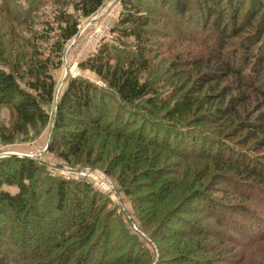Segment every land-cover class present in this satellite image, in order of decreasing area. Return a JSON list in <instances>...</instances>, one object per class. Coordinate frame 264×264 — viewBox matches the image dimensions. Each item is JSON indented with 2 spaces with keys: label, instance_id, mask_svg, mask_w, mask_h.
Masks as SVG:
<instances>
[{
  "label": "trees",
  "instance_id": "1",
  "mask_svg": "<svg viewBox=\"0 0 264 264\" xmlns=\"http://www.w3.org/2000/svg\"><path fill=\"white\" fill-rule=\"evenodd\" d=\"M194 1L191 7V0H172L169 4L167 0H145L143 8L139 3L125 0L126 12L121 19L123 36L133 37L137 42L140 41L139 44L145 45L148 36L147 28L151 23L159 21L158 19L161 21L165 19L164 7L167 10L170 7L177 14L178 17L175 20L179 24L185 19L184 21L189 25L187 19L190 16L195 19V13L203 12L205 26L211 24L212 37L211 50L207 52L206 44L201 48L206 54H211V64L209 60L205 64L199 53L195 56L200 58L197 59L199 63L194 70L192 68V72L195 70L201 72L204 68L211 71L208 74L211 76V84H216L215 88L211 86V90L217 92L214 95L217 102L214 116L220 117L216 125L222 130L227 129L223 136L230 137L232 142L227 139L229 142L227 143L221 139L220 130H215L217 135H214L215 131H211V134L205 132L209 130L204 127L209 120L204 117H201L203 120L193 118L194 123L191 126L195 125L194 127H189L185 123L187 118L184 119L183 115L190 113L198 104V101L195 103L190 101L189 97L184 100V107L182 103L176 101V105L167 111L166 115L171 116V122H168L171 129L165 130L167 135L165 139L160 138V143L153 135L152 130L157 129L153 125L149 128L151 131L148 134L144 132L145 123L138 127L139 132L136 136L133 131H127L131 126L128 124L139 120L131 118L130 114L127 115L128 106L134 105L135 101L151 91L147 83L140 82L135 71H138L136 67L142 62V67L144 66L148 52L144 50L146 45L142 46L138 59L131 58L127 61L121 57H112L109 49L104 47L86 61L79 63V66L93 71L107 83L113 93L109 95L103 91L99 92L87 81L78 78L69 79L55 105L50 139L47 143L49 152L58 154L66 162L82 159L80 157L84 153L90 158L93 152V140L99 138L102 133L119 140L134 139L138 146L141 144L147 150L148 148L167 150L182 160L210 159L211 171L215 173L217 179H221L223 183L232 184L234 188H254L253 185L264 187V153H262L264 151L261 150L264 149V115L252 116L256 119V122L252 123L243 122L242 119L243 109L248 110L249 104L252 106L254 102L253 99L255 103L264 106V92L260 93L259 90L249 86L251 77L256 82L264 80V15L256 25L254 24L258 16L256 12L261 10V7L264 8V0ZM103 2L104 0H78L74 4L75 9L79 10L82 16H90ZM153 8L157 9V13L153 12ZM227 20L230 22L231 29L226 25ZM59 30L60 34L54 45L56 50L61 52L64 44L77 34V22L68 15L61 14ZM234 44L238 47L232 49ZM229 49L232 50L229 51ZM213 50L216 51L215 58H213L215 53ZM226 50L231 52L230 60L223 58ZM181 51L184 49L182 48ZM113 60L118 61L119 64L111 65ZM180 62H183L181 66L186 63L184 60ZM38 68L37 72L43 79L37 78L36 81L27 85L29 89L38 93L36 95L23 90L18 85L13 72L0 69V104H7L12 108L15 117L12 131L16 133L26 127L47 123L48 115L44 112L42 104L53 101L55 85L50 74H47V65L41 63L38 64ZM34 72L35 70L29 71L28 74L31 75ZM205 76L207 75L204 73V78ZM224 80L231 81L227 83L229 84L228 92L225 87H220V83ZM112 102L117 105L114 117L119 126H123L116 127L113 132L109 130L112 124V119H109L113 112L110 105ZM149 103L154 105V100H150ZM239 124L249 133L248 139L253 140L251 145L243 143L245 136L237 139L238 132L241 130L236 127ZM183 137L184 143L188 145L179 147ZM261 140H263L262 143H260ZM197 142L200 149L195 151L193 149ZM187 146L191 148L190 151ZM152 154L151 160L155 157V153ZM122 159L123 157L120 160ZM215 160L218 162H214ZM153 163L154 161L150 163L147 175H141V178L147 179V182L133 185L136 188L133 189L136 202L134 210L140 221L138 230L144 234L145 239L148 237L150 240L141 243L139 240L142 238L135 234L128 235L125 230L121 232L122 237H113L114 232L109 228V223L100 229L99 235L97 234L99 214L103 207L97 206L94 195H89L93 189L91 184L85 181L71 183L63 178L49 182L45 178V168L38 160L17 156L1 157L0 264H212L217 260L223 261V257L220 256L224 251L223 245H219V250H211V235L208 234L210 239L203 240L205 234L211 233V227H196L197 224L198 226L209 224L205 223L207 218L201 211H197V208L189 206L192 200L201 197L203 201L209 203L207 206L211 208L209 194L199 191L193 197L190 193L191 189L186 190V185H189L188 179L196 172L195 167L192 165V169L187 168L188 173H184L183 180H179L177 174L171 175L172 179H165L163 177L167 172L165 167L163 170L155 169ZM124 167L127 168V165ZM104 171L108 175L111 174L110 176L113 174L112 170ZM134 176L136 175H133L131 181L135 182L138 177ZM13 187L16 188L15 192L5 189ZM157 187L158 189L154 191ZM147 189L151 190L148 198L147 195L143 197L140 194ZM53 197H56L54 205L49 204ZM171 198L176 201L174 202ZM171 202L174 205L177 204L176 212H182V208H188L187 215L196 216L192 217L196 224L171 214L172 211L168 210ZM213 202L215 203L214 199ZM224 206L226 208L222 206L221 209L228 210L229 214L238 210L244 215L245 219L238 221L236 216L231 214V221L229 224L226 223L227 228L236 234L247 231L248 226L251 227L252 222L259 218L255 212L257 209ZM46 207L48 208L45 209ZM165 207L168 209L165 210ZM250 210L253 211L250 213ZM199 213L201 215H198ZM65 215L68 217L66 218ZM172 218H175L177 224L182 225L184 229L168 227L166 222ZM228 218L230 220V216ZM147 230L152 231L149 233ZM214 234L222 237L218 232ZM262 235L264 231L255 241ZM94 237L96 240L91 243ZM214 240L222 244L219 238ZM226 240L239 243V240L232 236ZM151 244L155 246V252L151 250ZM211 253H214L213 257ZM196 254L206 256L202 258Z\"/></svg>",
  "mask_w": 264,
  "mask_h": 264
},
{
  "label": "rangeland",
  "instance_id": "2",
  "mask_svg": "<svg viewBox=\"0 0 264 264\" xmlns=\"http://www.w3.org/2000/svg\"><path fill=\"white\" fill-rule=\"evenodd\" d=\"M75 1L78 0H0V69L13 72L18 85L23 88V90L36 95L38 93L29 89L27 85L36 81L37 78L43 79L42 75L37 72L38 64L43 63L47 65V74H50L55 85L53 101L42 104L44 112L48 115V120L45 125L26 127L24 130L16 133L12 131L15 122L12 108L7 104H0V154L13 152L20 154V156L17 157H29L38 160V162L44 166L45 178L48 179L49 182L56 181L58 178H63L65 181H70L71 183H81L85 181L91 184L93 189L90 191L89 195H94L97 206L100 208L103 207L99 214L97 234L100 233V229L105 224L109 223V228L114 232L113 237H122L121 232L125 230L128 235L135 234L142 238L143 240H139L141 243L142 241L150 240L148 237L145 239L144 234L138 230L140 221L137 219L134 210L136 207L135 195L133 194V189H136L135 186H133L134 183L147 182V179L141 178V175H147L146 173L149 171V165L152 161H154L153 166H155V169L163 170L165 167L167 170L163 175L165 179H172L171 175L177 174L179 180H183L185 179L184 173H188L187 168L190 167V169H192L193 165L196 172L193 177L188 179L189 185H186V190L188 191L191 189L190 193L193 197L197 195L199 191L211 196V208L207 206L209 203L203 201L201 197L189 203V206H193L197 208V211H201L202 215L207 218L205 223H209L204 224V226H198L199 224H197L196 227H211V233L205 234L201 232L205 234L203 240L210 239L208 234L211 235V250H219V245H223L224 247V251L220 254L224 260H217L212 264H264V235L255 241L257 236H260L264 231V187L260 188L259 186L253 185L254 188H234L232 184L223 183L221 179H217L215 173L211 171L210 159L182 160L180 157L171 154L167 150H159V148H148L149 150H147L143 148L141 144L138 146L134 139L123 140V138H121L119 140L115 139L114 136H105L102 133L99 138L93 140V152L90 158L88 154L84 153L83 156L80 157L82 159H72V161L66 162L58 154L51 153L47 150V143L49 142L52 128L51 123L55 113V105L69 79L78 78L82 81H87L91 86H94L97 91L99 90V92L103 91L109 95L112 92V89L107 86L105 81L100 79L93 71L80 67L79 63L86 61L104 47L109 49V53L111 52L112 57H121L124 58L123 60H130L132 58L135 60L138 59L139 51L142 49L141 47L145 45L144 50L148 52L145 56V64L143 66L145 68L140 69L143 68L142 62V64L136 67L138 71H135L138 74L140 82L147 83L151 91L143 98L135 101L134 105L128 106L129 112L127 115L130 114L131 118L133 117V119L139 120H137L136 123L128 124L131 126L127 131H133L135 134L134 136H136L139 132L138 127H140L142 123H145V134L151 131L149 128L153 125L157 127V129L152 130V132L154 131L153 135L157 137L158 142L161 141V137L165 139L167 135V131L165 132V130L171 129L168 124V122H171V116L169 117L166 115L167 111L172 108V106L176 105V101L177 103H182L184 107V100L189 97L190 101H194V103L198 101V104L190 113L183 115L184 119L187 118L185 123L189 125V127H194L195 125L191 126L192 123H194V119L203 120L201 117H204L209 120L206 125L202 124L206 129H209L205 132L211 134V131L220 130L222 132L219 134L220 138L227 143L232 142L230 137L227 138L223 136L227 129L222 130L220 129L221 127H217L216 125L220 117L218 116L216 118L214 116L215 106L217 104L214 95H216L217 92L211 90V86L212 88L216 87L215 83L211 84V76L208 75L211 71L204 68V71L199 72L195 70L192 72V68L194 70V67L199 63L197 62L199 57H195L199 53L205 64H207V60H209L211 64V54H206L205 50L201 48L206 44L207 52L211 50L210 40L212 37L211 24L205 26V21L203 22V12L202 14L195 13V19H192L190 16V18L187 19L190 23L189 25L184 21L185 19L179 24L178 21L175 20V18L178 17L177 14L170 7L168 10L164 7L163 15L166 20L164 19V21H161L158 19L159 21L157 22H153L154 20H152L153 24L151 23L147 28L148 36L146 37V44L143 45L139 44L140 41L137 42L133 37L126 38L123 36L121 19L126 12L124 7L125 0H104L97 11L90 16H82L81 12L75 9ZM131 1L139 3L144 8L143 2L145 0ZM167 1L169 4L172 0ZM191 1L192 7V3L195 1ZM153 9V12L157 13V9ZM245 13H243V15ZM256 13L258 16L254 20L255 25L261 16L264 15V8L261 7V10ZM61 14L68 15L72 20L77 22L78 32L72 39L64 44L62 51L58 52L54 43L57 41L60 34L59 16ZM190 19H192L191 22ZM226 25L231 29L228 20ZM112 47H114V49ZM236 47L238 46L235 45L232 49ZM182 48L184 51H181ZM232 49H229V51ZM213 51L215 52L213 58H215L216 51ZM229 53L231 52L226 50L223 58H229L230 60L232 56ZM178 54L179 56H177ZM181 60L186 62L183 65L184 67L181 66V63H183L180 62ZM117 62L118 61L113 60L111 61V65H118L119 63ZM32 70H35V72L29 75V71L31 72ZM247 72L248 71H246V73ZM204 73L207 75L205 78ZM21 76L22 78H19ZM251 79V83H248L249 86H251L250 88L257 89L260 93L264 92V80L256 82L253 77H251ZM228 82L231 81L224 80L220 83V87H225L227 92L229 91L227 87V85L229 86V84H227ZM201 86L202 89H200ZM199 90L201 92H199ZM150 100H154V105L149 103ZM253 101L252 106L249 104L248 110L243 109V122H256V119L252 116L256 114L264 115L263 104L255 103V99H253ZM110 105L113 112L110 114L109 118L110 120L112 119L109 130L113 132L116 127L122 128L123 126H119L114 117L117 105L115 102H112ZM180 108H178L179 111ZM223 124L226 123L223 122ZM236 127L239 130L241 129L238 132L237 139L245 136L246 138L243 143L251 145L253 140L248 139L249 133L243 130L240 124ZM216 131L213 132L214 135H217ZM194 137L197 138L196 136ZM184 141V137L181 138L180 144L178 142L179 147H183L185 144L188 145V143H184ZM262 141L263 140H261L260 143H262ZM137 146L138 148H136ZM151 149H153V151H151ZM187 149L188 151L191 150L188 146ZM199 149L200 146L197 142L193 150L198 151ZM261 150L264 151V149ZM152 153H155V157L151 160ZM21 154H26L28 156H21ZM7 156L10 157L13 155ZM7 156L4 155L3 157ZM121 157H123L122 160H120ZM214 162L218 161L215 160ZM124 165H127V168H125ZM67 167L72 169L94 170L89 172L86 177H82L81 174L76 175V173L68 175L66 170ZM129 168H131V170H129ZM106 169L113 171L112 176H110L111 174L108 175L105 173L104 170ZM95 170L102 171L108 176L114 188L112 192H107L103 183L101 181L98 182L99 178L97 174H95V172H97ZM169 173L171 174L167 175ZM134 174L136 175L134 177H138L135 182L131 181ZM5 189L11 192L16 191L14 187ZM157 189L158 187L154 191ZM150 192L151 190L147 189L146 191L140 192V194L143 197L147 195L148 198V193ZM173 200L174 202L176 201L175 199ZM55 203L56 197H53L49 204L54 205ZM173 205L174 203L171 202V204L168 205L169 209L165 207V210L168 209L172 211L171 214H176V217L179 216L184 220L196 224L195 220L192 219V217L196 216L187 215L188 213L186 211L188 208L186 209L185 207L182 208V212H176L177 208H175V206L177 204L174 205V207ZM224 205L233 206V208L244 209L250 207L252 209H257L255 212L259 215V218L252 222L251 227L248 226L247 231L236 234L227 228L226 223L229 224L232 215H235L238 221L244 220V215L238 210L229 214L227 212L228 210L221 209L222 206L226 208ZM251 211L253 210H250V213ZM201 213L198 215H201ZM65 216L66 218L68 217L67 215ZM229 216L230 220L228 218ZM166 223H168V227L181 230L184 229L182 225L177 224L175 218L168 220ZM150 231L152 230H147L149 233ZM214 232H218L224 239L219 235H215ZM231 236L237 238L239 243H232L233 241L226 240ZM215 238H219L222 244L215 241ZM95 240L96 237L93 238L91 243ZM151 245L152 249L149 248L155 252V246L153 244ZM220 250H222V248ZM196 256L205 258L206 255L196 254ZM213 256L214 253H211V257ZM156 259L157 255L155 254V260Z\"/></svg>",
  "mask_w": 264,
  "mask_h": 264
},
{
  "label": "built area",
  "instance_id": "3",
  "mask_svg": "<svg viewBox=\"0 0 264 264\" xmlns=\"http://www.w3.org/2000/svg\"><path fill=\"white\" fill-rule=\"evenodd\" d=\"M66 170H67L68 175L76 173V175L81 174L82 177H86L87 174L89 172L93 171L94 169H89L90 170L89 171L88 169H72V168L67 167ZM95 171H97V170H95ZM95 174H97V176L99 178L98 182L101 181L103 183L105 190H107V192H112L114 188L111 185V182H110L108 176L102 171H97V172H95Z\"/></svg>",
  "mask_w": 264,
  "mask_h": 264
},
{
  "label": "water",
  "instance_id": "4",
  "mask_svg": "<svg viewBox=\"0 0 264 264\" xmlns=\"http://www.w3.org/2000/svg\"><path fill=\"white\" fill-rule=\"evenodd\" d=\"M4 155H13V156H20V154L18 153H13V152H8V153H5V154H0V157H3ZM21 156H28L26 154H21Z\"/></svg>",
  "mask_w": 264,
  "mask_h": 264
}]
</instances>
